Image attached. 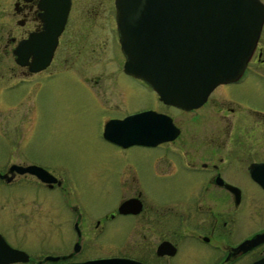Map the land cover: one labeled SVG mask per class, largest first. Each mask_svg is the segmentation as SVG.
<instances>
[{
	"label": "flooded vegetation",
	"instance_id": "obj_1",
	"mask_svg": "<svg viewBox=\"0 0 264 264\" xmlns=\"http://www.w3.org/2000/svg\"><path fill=\"white\" fill-rule=\"evenodd\" d=\"M65 8L60 33L47 37L48 29L61 26ZM79 25L116 34L107 40L90 38L86 30V36H76ZM0 27L5 29L0 35L3 108L29 99L59 73H75L79 58L102 60L114 43L121 52L115 0H0ZM259 41L252 61L260 68L249 69L253 52L239 78L215 86L191 110L165 104L151 86L128 76L121 52L120 70L148 89L156 105L151 110L170 116L179 131L173 140L145 147L154 150L149 175L172 187L181 180L182 197L153 198L146 180L129 167L115 172L114 199L90 203L65 195L63 179L23 149L27 133L0 134V264H174L178 256L185 264H264V40ZM49 50L47 66L34 69ZM102 72L107 70L97 78ZM94 88L97 96L105 93L99 91L103 86ZM14 92L21 98L14 99ZM252 97L260 99V107L247 101ZM194 112L199 115L185 128L174 118ZM24 114L27 127L30 117H38L37 106ZM32 167L59 182L42 183ZM46 190L58 196L47 198Z\"/></svg>",
	"mask_w": 264,
	"mask_h": 264
},
{
	"label": "water",
	"instance_id": "obj_2",
	"mask_svg": "<svg viewBox=\"0 0 264 264\" xmlns=\"http://www.w3.org/2000/svg\"><path fill=\"white\" fill-rule=\"evenodd\" d=\"M115 9L124 72L151 86L160 101L185 110L199 107L215 86L240 77L264 21L260 0H115ZM66 10L61 26L48 29L47 37L56 39ZM51 51L34 69L47 66ZM103 129V137L121 148L153 147L179 132L170 116L152 110L108 120ZM29 171L49 186L59 182L44 169ZM120 261L110 263L127 264Z\"/></svg>",
	"mask_w": 264,
	"mask_h": 264
},
{
	"label": "rangeland",
	"instance_id": "obj_3",
	"mask_svg": "<svg viewBox=\"0 0 264 264\" xmlns=\"http://www.w3.org/2000/svg\"><path fill=\"white\" fill-rule=\"evenodd\" d=\"M261 2L264 3V0ZM85 30L83 25H79L76 36H83L87 31L90 38L101 37L107 40L116 34L115 29L108 32L107 27L96 32L88 28ZM3 32L5 33V29L0 27V35H3ZM84 35L86 36L85 33ZM258 40L259 45L264 40V22ZM111 49L109 48L107 56H103L102 60L79 58L75 64L78 71L59 73L53 80L46 82L40 92L33 94L29 99L24 96L22 103L11 104L5 108L0 106V134L27 133L23 149L52 174L63 179L65 195L74 193L90 203L97 202V199H114L117 196L115 186L118 180L115 178V172L129 167L146 180L144 187L153 198L166 201L167 198L182 197L181 180L172 187L149 175L154 150L141 145L121 148L102 135L108 118H121L128 113L156 108L153 95L151 96L148 89L120 70L123 57L118 45L113 44L112 53L117 58L115 60L110 54ZM254 57L255 52L248 65L249 69L258 67L257 63L252 61ZM104 69L107 73L102 72L97 78L99 72ZM96 84L103 86L99 91H105L102 93L104 97L94 93L97 90L94 88ZM119 86L127 88L120 89ZM129 86L134 93L130 100L126 98ZM106 93L109 99L105 97ZM13 95L14 99L21 98L20 93L14 92ZM247 101L260 107V99L252 97L247 98ZM34 104L39 112L38 117H30V122L28 121L25 127L22 122L24 113ZM198 115L197 112L182 116L174 114V118L185 128L184 124L188 125ZM43 193L47 198L58 196V192L53 193L52 190ZM182 258L175 257L173 263L185 264Z\"/></svg>",
	"mask_w": 264,
	"mask_h": 264
}]
</instances>
